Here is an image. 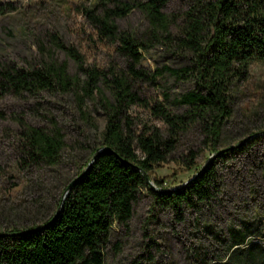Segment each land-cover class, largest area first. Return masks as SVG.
<instances>
[{
  "label": "trees",
  "instance_id": "trees-1",
  "mask_svg": "<svg viewBox=\"0 0 264 264\" xmlns=\"http://www.w3.org/2000/svg\"><path fill=\"white\" fill-rule=\"evenodd\" d=\"M109 1L113 6L97 2L84 12L101 37L118 43L119 53L126 58L125 70L105 71L86 66L75 47L59 41L57 46L76 62L78 73L71 75L66 62L45 60L27 68L16 64L0 68V90L4 92L21 98L38 97L43 92L72 93L86 121H90V116L83 106L99 95L106 119L97 136L85 134L86 140L93 138L92 144L87 145L88 160L77 168L72 179L64 182L65 190L81 175L52 224L38 232L15 234L47 223L62 195L54 205L33 200L21 212H12L18 221L0 224L6 226L0 228V233H9L0 236V264H103L101 249L105 240L113 226L128 225L142 189L150 192L158 204L175 209L179 215L182 207H196L197 202H206L215 195L214 166L218 158L184 187L171 192L163 191L160 184L159 189L152 187L142 171L127 162L141 168L151 180L153 167L166 161L179 135L190 127L200 128L211 149L220 150L217 146L223 126L232 114V90L248 78L255 61H264V0H179L181 9L172 14L163 10L173 0ZM134 9L147 18V38L120 33L115 23V18L125 17ZM153 48H161L170 64L151 72L141 61L144 53ZM165 72L188 85L176 100L182 111L173 112L164 104H157L153 112L164 121L166 129L154 127L136 134L128 115L129 108L141 100L135 82L151 81ZM102 85L109 89L110 97L105 96ZM93 129L97 131V126ZM17 141L18 164L23 170L57 167L66 147L65 136L57 126L47 130L25 124ZM103 145L110 146L115 154L101 153L88 167L92 155ZM197 156V151L189 152L190 166L195 165ZM42 183L38 175L30 186L32 191L42 189L50 197L49 188H43ZM260 224L258 221L246 223L241 229H229L233 258L241 260L244 255L250 260L246 264H264L262 247L250 244L241 248L249 235L258 232Z\"/></svg>",
  "mask_w": 264,
  "mask_h": 264
},
{
  "label": "rangeland",
  "instance_id": "rangeland-1",
  "mask_svg": "<svg viewBox=\"0 0 264 264\" xmlns=\"http://www.w3.org/2000/svg\"><path fill=\"white\" fill-rule=\"evenodd\" d=\"M97 2L113 6L109 0H0V68L9 64L27 68L45 60L66 62L71 75L78 73L76 62L57 46L59 41L75 47L83 55L86 66L105 71L125 70L126 58L119 53L118 43L101 37L84 12ZM181 6L179 0H173L163 11L176 13ZM115 23L120 33L148 37L147 18L138 9L115 18ZM164 64L170 61L161 48L150 49L141 61L151 72ZM102 87L105 96L110 97L109 89ZM187 87L166 72L151 81H136L135 91L141 100L128 110L132 131L139 134L154 127L165 130L166 124L154 114L153 107L164 104L173 112H181L176 100ZM96 97L83 106L90 116V121H86L72 93L43 92L38 97L21 98L0 90V224L18 221L12 212H21L33 200L54 205L63 194L64 182L76 175L78 167L84 166L90 153L87 145L104 128V111L100 96ZM231 109L218 149L237 145L247 136L264 130V61H255L248 78L233 88ZM25 124L47 130L54 126L61 129L66 147L57 167L38 171L21 169L17 140ZM85 134L92 137L86 140ZM250 140L242 145L244 150L231 149L223 157L213 159L218 158L214 166L215 195L206 202H197L196 207H182L181 215L171 207L158 204L150 192L142 189L133 204L128 225L113 226L105 240L101 249L103 264L249 262L244 255L241 260L232 257L234 248H231L229 229H241L246 223L261 221L258 232L249 235L241 248L254 244L264 249V135L254 142ZM191 150L198 152L193 166L188 164ZM214 153L201 129L190 127L179 135L166 161L153 167L151 181L155 188L159 184L164 190L179 188ZM38 175L43 188H49L50 197L42 189L32 191L30 186Z\"/></svg>",
  "mask_w": 264,
  "mask_h": 264
},
{
  "label": "water",
  "instance_id": "water-1",
  "mask_svg": "<svg viewBox=\"0 0 264 264\" xmlns=\"http://www.w3.org/2000/svg\"><path fill=\"white\" fill-rule=\"evenodd\" d=\"M260 134H264V131L262 132H257V133H254L252 135H249L247 136L246 138H244L243 140H241L237 145H233V146H230V147H227L225 149H220L218 150L217 152H215L214 154H212L208 160L206 161V163L204 164V166L202 168H200L195 175L192 176V178H190L186 183H184L182 186H180L179 188H182L184 187L187 183H189L190 181H192L194 178H196L203 170H205V168L207 167V165L209 164V162L211 160H213L215 157L223 154L224 152L228 151V150H231V149H234V148H237V147H240L242 146L243 144H245L248 140L250 139H253L254 137L260 135ZM101 153H110V154H115V151L108 145H103L101 147H99L95 153L92 155L91 157V160L88 164V167L90 165H92L94 163V161L98 158V156L101 154ZM119 157V156H118ZM129 165L133 166V167H136L137 169L141 170L145 179L147 180V182L155 188V185L153 184V182L149 179V176L148 174L143 171L141 168L137 167L135 164L131 163V162H127ZM81 177L80 176H77L76 178H74L69 184L68 186L66 187V189L64 190L63 194H62V198H61V201H60V204L55 212V214L53 215V217L45 224L41 225V226H38V227H35V228H32V229H29V230H25V231H21V232H17L15 233L16 235H24V234H29V233H34V232H38V231H41L43 229H45L47 226H49L50 224H52L58 217H59V214L63 208V205H64V201L68 195V193L70 192V190L73 188V186L75 185V183H77V181L79 180V178ZM179 188H175V189H166V190H163V191H167V192H171V191H175ZM4 235H9V233H0V236H4Z\"/></svg>",
  "mask_w": 264,
  "mask_h": 264
}]
</instances>
